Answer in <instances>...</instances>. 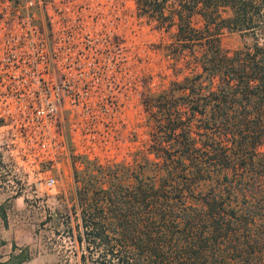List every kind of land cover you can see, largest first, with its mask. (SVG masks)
Instances as JSON below:
<instances>
[{
    "label": "trees",
    "instance_id": "obj_1",
    "mask_svg": "<svg viewBox=\"0 0 264 264\" xmlns=\"http://www.w3.org/2000/svg\"><path fill=\"white\" fill-rule=\"evenodd\" d=\"M134 1L175 25L170 51L193 70L142 93L148 137L131 162L103 166L110 182L72 210L75 240L100 264H264V0ZM224 27L254 41L222 51Z\"/></svg>",
    "mask_w": 264,
    "mask_h": 264
},
{
    "label": "built area",
    "instance_id": "obj_2",
    "mask_svg": "<svg viewBox=\"0 0 264 264\" xmlns=\"http://www.w3.org/2000/svg\"><path fill=\"white\" fill-rule=\"evenodd\" d=\"M1 1L0 156L53 185L69 145L97 157L124 124L123 17L112 0H24L21 13Z\"/></svg>",
    "mask_w": 264,
    "mask_h": 264
},
{
    "label": "rangeland",
    "instance_id": "obj_3",
    "mask_svg": "<svg viewBox=\"0 0 264 264\" xmlns=\"http://www.w3.org/2000/svg\"><path fill=\"white\" fill-rule=\"evenodd\" d=\"M112 1L118 4L123 17L118 32L129 59V71L124 77V124L117 133L115 143L109 150H98L97 157L92 158L74 154L69 145V151L60 163V176H56L53 185L43 181L32 182L30 172L15 168L11 157L0 156V189L3 185L9 194L7 203H0V210H12L10 220H15L23 229L32 230L35 238V245L30 248V251L36 252L35 257L22 264H100L98 247H85V241L79 244L75 240L78 231L82 235L84 233L78 214L75 216L72 210L86 208L91 196L102 192L110 182L102 170L103 166L119 161L131 162L135 150L146 141L149 121L145 117L142 93L164 89L170 81L181 79L193 70L189 68L191 54L186 51L172 54L170 51L174 46L175 25L165 28L158 26L153 18L138 15L134 0ZM9 2L15 11H24V0ZM170 6L168 3L166 8ZM0 7H5L1 0ZM31 9L37 20L44 22L42 5L35 2ZM192 22L198 28L202 25L198 14L192 16ZM256 37L264 41V30ZM253 41L254 34L250 31L224 27L218 32L219 47L225 52L230 53ZM55 171L51 169L52 174ZM14 195H19V198L14 199ZM25 257L27 251L20 250L8 260H0V264H14Z\"/></svg>",
    "mask_w": 264,
    "mask_h": 264
},
{
    "label": "crops",
    "instance_id": "obj_4",
    "mask_svg": "<svg viewBox=\"0 0 264 264\" xmlns=\"http://www.w3.org/2000/svg\"><path fill=\"white\" fill-rule=\"evenodd\" d=\"M5 183L6 182L3 181L4 185ZM1 188L0 203L5 205L7 200H9V194L3 185ZM13 197L16 199L19 198V195H14ZM11 211L12 210H0V260L6 261L9 257L15 256L20 250H24L27 251V257L20 261H15L14 264H22L24 262L29 263L36 254L35 251H30L31 245H35L33 231L27 227L23 229L13 219V221H11L9 218Z\"/></svg>",
    "mask_w": 264,
    "mask_h": 264
}]
</instances>
